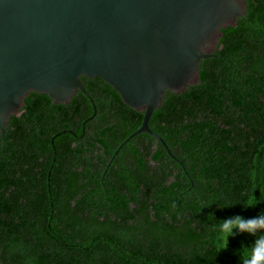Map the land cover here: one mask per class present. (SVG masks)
<instances>
[{"label":"trees","instance_id":"trees-1","mask_svg":"<svg viewBox=\"0 0 264 264\" xmlns=\"http://www.w3.org/2000/svg\"><path fill=\"white\" fill-rule=\"evenodd\" d=\"M199 70L149 122L182 165L146 133L111 161L144 113L100 78H81L97 108L85 125L80 91L58 105L30 93L0 135V264L250 259L259 233L224 237L219 225L264 213V0H247Z\"/></svg>","mask_w":264,"mask_h":264},{"label":"water","instance_id":"water-1","mask_svg":"<svg viewBox=\"0 0 264 264\" xmlns=\"http://www.w3.org/2000/svg\"><path fill=\"white\" fill-rule=\"evenodd\" d=\"M246 12L247 0H0L1 139L30 93L58 105L80 91L93 108L85 125L97 108L81 78H100L144 113L111 161L146 133L182 165L150 119L167 91L201 83L199 63L215 56L223 31Z\"/></svg>","mask_w":264,"mask_h":264},{"label":"clouds","instance_id":"clouds-1","mask_svg":"<svg viewBox=\"0 0 264 264\" xmlns=\"http://www.w3.org/2000/svg\"><path fill=\"white\" fill-rule=\"evenodd\" d=\"M219 232L224 237L259 233V238L254 241L251 258L244 259L242 264H264V213L248 219L239 216L226 218L220 222Z\"/></svg>","mask_w":264,"mask_h":264},{"label":"flooded vegetation","instance_id":"flooded-vegetation-1","mask_svg":"<svg viewBox=\"0 0 264 264\" xmlns=\"http://www.w3.org/2000/svg\"><path fill=\"white\" fill-rule=\"evenodd\" d=\"M75 137H76V134H75Z\"/></svg>","mask_w":264,"mask_h":264}]
</instances>
